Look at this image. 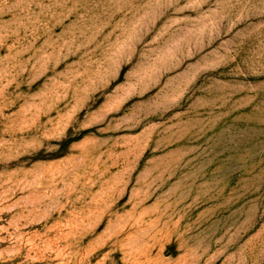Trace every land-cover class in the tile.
<instances>
[{
    "label": "rangeland",
    "instance_id": "rangeland-1",
    "mask_svg": "<svg viewBox=\"0 0 264 264\" xmlns=\"http://www.w3.org/2000/svg\"><path fill=\"white\" fill-rule=\"evenodd\" d=\"M0 264H264V0H0Z\"/></svg>",
    "mask_w": 264,
    "mask_h": 264
}]
</instances>
